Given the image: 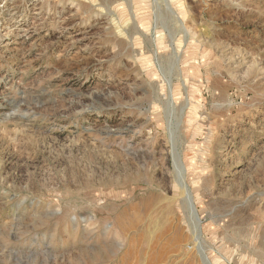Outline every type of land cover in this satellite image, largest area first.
<instances>
[{
  "label": "rangeland",
  "instance_id": "rangeland-1",
  "mask_svg": "<svg viewBox=\"0 0 264 264\" xmlns=\"http://www.w3.org/2000/svg\"><path fill=\"white\" fill-rule=\"evenodd\" d=\"M207 263L264 264V0H0V264Z\"/></svg>",
  "mask_w": 264,
  "mask_h": 264
},
{
  "label": "bare ground",
  "instance_id": "bare-ground-1",
  "mask_svg": "<svg viewBox=\"0 0 264 264\" xmlns=\"http://www.w3.org/2000/svg\"><path fill=\"white\" fill-rule=\"evenodd\" d=\"M182 175H183V172L181 171V173L179 174V179H180V181H181V179H182ZM182 190V195L184 196V198H188V196L186 195V188L184 187V185H183V187L181 188ZM188 210H189V213L190 214H194V212H193V210H194V208H193V205L190 203V200H189V202H188ZM124 215H125V213H122V214H120V216L118 217V220H124V219H122L123 217H124ZM126 216V215H125ZM193 218V217H192ZM135 219H136V217H135ZM208 264V263H207Z\"/></svg>",
  "mask_w": 264,
  "mask_h": 264
}]
</instances>
